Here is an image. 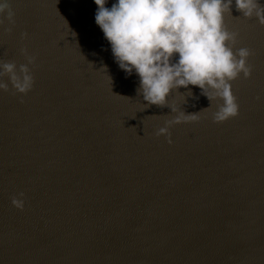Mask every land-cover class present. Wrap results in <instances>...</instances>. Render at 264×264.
<instances>
[{
  "label": "water",
  "instance_id": "95a60500",
  "mask_svg": "<svg viewBox=\"0 0 264 264\" xmlns=\"http://www.w3.org/2000/svg\"><path fill=\"white\" fill-rule=\"evenodd\" d=\"M11 4L0 61L37 59L31 91L0 90V264H264V25L234 4L225 17L252 75L232 82L239 115L215 123L222 101L191 85L198 100L181 87L146 106L94 0ZM170 107L200 116L171 126V144L156 134Z\"/></svg>",
  "mask_w": 264,
  "mask_h": 264
},
{
  "label": "clouds",
  "instance_id": "9594fccd",
  "mask_svg": "<svg viewBox=\"0 0 264 264\" xmlns=\"http://www.w3.org/2000/svg\"><path fill=\"white\" fill-rule=\"evenodd\" d=\"M94 3L95 23L120 69L139 77L137 91L147 107H169L168 97L181 87L198 100L191 85L210 102L222 101L212 113L215 123L239 115L232 82L241 74L245 79L251 77L248 60L253 52L246 47L236 48L239 33L228 29L225 17L232 16L234 4L244 18L255 17L264 25V5L259 0H115L110 8L106 6L108 0ZM15 15L11 0H0V26L5 21L10 25L4 29L6 33L12 32ZM26 37L27 33H22V38ZM21 52L27 63L19 69L15 62L0 61V90L9 91V83L15 90L13 94L26 95L32 90L35 80L28 65H34L37 58L28 54L27 48ZM170 108L176 115L156 133L167 136L169 144L171 126L200 119L199 112L186 114ZM23 197V192L13 196L12 205L23 210Z\"/></svg>",
  "mask_w": 264,
  "mask_h": 264
}]
</instances>
